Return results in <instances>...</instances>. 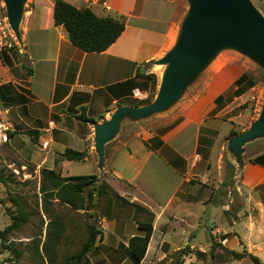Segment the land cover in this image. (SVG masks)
I'll return each instance as SVG.
<instances>
[{
    "label": "crops",
    "instance_id": "0c3cea01",
    "mask_svg": "<svg viewBox=\"0 0 264 264\" xmlns=\"http://www.w3.org/2000/svg\"><path fill=\"white\" fill-rule=\"evenodd\" d=\"M64 1L90 8L100 18H123L125 29L105 52L86 53L55 25V0H32L21 27L19 64L11 53L13 66L0 62V87H6L0 91V109L17 114L8 124L17 135L8 144L20 169L31 171L25 177L34 179L35 192L43 170L72 177L76 162L98 169L96 176L120 201L107 199L109 210L96 222L102 239L88 255L92 264H252L250 256L264 264V141L245 147L240 169L227 148L236 121L221 119L235 102L256 95L257 83L247 70L227 63L210 75L179 117L122 128L106 146L101 172L92 124H101L121 106H144L133 103L134 92L147 94L154 62L173 47L188 5L186 0ZM244 76L243 94L236 96ZM82 115L90 121L79 119ZM19 137L41 152L28 147L26 154L15 143ZM68 149L87 157L56 164ZM136 207L154 215L139 263L129 243L148 216ZM223 250L243 257L222 258Z\"/></svg>",
    "mask_w": 264,
    "mask_h": 264
},
{
    "label": "rangeland",
    "instance_id": "374dc122",
    "mask_svg": "<svg viewBox=\"0 0 264 264\" xmlns=\"http://www.w3.org/2000/svg\"><path fill=\"white\" fill-rule=\"evenodd\" d=\"M69 1L76 2L77 0ZM251 2L254 7L264 15V0H251ZM75 4H77V2ZM31 5L32 0H28L25 6V10H29ZM25 16L26 15H24V17ZM5 19V5L3 1L0 0V21H3ZM18 48L20 49V47ZM12 50L7 51L12 52ZM2 51H0V53ZM20 57L17 58L16 56H14L16 64H19L18 59ZM215 61L216 62L213 65L211 64L202 74H200V76L193 83L188 85L180 100L172 108H170L165 113L155 115L151 119H164L163 117H179L182 111H184V108L190 103V101L200 93V91L204 87V84L208 81V78L212 73L215 72V70L219 69L220 67H225L227 63H234L240 66L243 70H247L253 80L257 83V96L251 95L249 98L238 100L231 107L232 111L227 114H223L221 119H235L234 121L236 122L233 123L232 133L246 131L250 127V125L259 118L263 108L264 71L252 60L243 57L233 51L222 52ZM11 66H13V64ZM163 71V66H157L155 68L154 74L150 75V79L148 80L149 89L147 91V94L143 95V93V96L138 95V97L133 96V103H147L152 99L154 94L156 98ZM226 96L228 97V99H230V95L228 96L227 94ZM232 102H234V98H231L229 104H232ZM16 115V112L13 110L11 111V113L7 114L0 109V116L3 120V124L0 125L1 134H5L7 137V131L11 129L8 124L12 121V119L15 118ZM130 125L132 124H128L127 122L123 123V126L125 128ZM263 141L264 140L262 139L255 141L251 144H248L246 147L253 149V147L260 145L259 143ZM15 143L25 148L26 154H29V152H31L28 147H32V151L34 152H41V149L39 150L34 146H31L29 141L23 137L16 138ZM19 165L20 162L15 153L10 148L8 139L7 141H4L1 137L0 175H3L5 179H8L9 182L7 186H3L0 184V231H3L11 223L10 218L6 215V211L8 209L16 211L17 208H20L22 211L27 212L30 216L29 223L22 227L20 232L9 237V240L11 242H14L16 249L23 252V256L17 264H74L73 259L81 251L83 244L88 239V227L91 225L95 226L99 217L108 212L109 209H105V202L107 201V199H110L112 201L117 200L118 202L120 201V199L114 192L109 191L108 195H105L100 199L96 198L94 204L96 206L95 209H93L92 206H88V210L73 211L68 206L61 205L55 201L47 205L46 211L42 207V194L40 192H35L37 187L34 179L25 177V174H30L31 171H23L22 169H20ZM70 173L73 176H84L98 175L99 171L91 164H81L76 162L73 163L72 168L70 169ZM109 174H104V176L108 178ZM122 206L124 208L125 205L122 204ZM119 212L123 213L124 209ZM55 216H59L63 219L66 231L62 240L57 246L54 256L55 260L52 263L50 262L47 254L43 252L42 249L47 239L48 226L53 221ZM39 242L41 243L40 254L36 249V245ZM222 258L227 259V255L223 254ZM13 261L14 256L12 253L4 252V254L0 256V264H14Z\"/></svg>",
    "mask_w": 264,
    "mask_h": 264
},
{
    "label": "water",
    "instance_id": "95a60500",
    "mask_svg": "<svg viewBox=\"0 0 264 264\" xmlns=\"http://www.w3.org/2000/svg\"><path fill=\"white\" fill-rule=\"evenodd\" d=\"M6 19L19 47L23 49L22 23L28 0H2ZM188 9L173 47L155 66H163L157 96L141 107L121 106L101 124L93 123L94 148L98 168L105 167L106 146L124 127L165 113L224 51H233L255 62L264 71V15L251 0H186ZM3 124L0 116V125ZM264 139V104L250 127L231 137L228 151L238 167H243L245 147Z\"/></svg>",
    "mask_w": 264,
    "mask_h": 264
},
{
    "label": "trees",
    "instance_id": "16d2710c",
    "mask_svg": "<svg viewBox=\"0 0 264 264\" xmlns=\"http://www.w3.org/2000/svg\"><path fill=\"white\" fill-rule=\"evenodd\" d=\"M54 5L55 25L64 27L73 46L86 53L105 52L124 32L125 22L123 18H100L90 8L78 9L64 0H55ZM12 52L8 53L6 50L2 51L0 54V62L4 65L11 66L12 58L9 54L11 53L17 58L21 56L18 47H15ZM246 77L247 76L242 77L237 82L239 88L235 92L236 96H241L243 94L240 86ZM148 79H150V76H148ZM250 85H254V81L251 82ZM3 88L6 87H0V91ZM154 98L155 94L149 102L142 103L141 105L150 104ZM79 119L84 122L90 121L85 115L80 116ZM235 134L237 133L234 132L231 136ZM16 135V131H7L8 140ZM86 157L87 153L68 149L60 155L56 164L59 160L69 162L83 161ZM19 167L21 168L22 166L19 165ZM28 170H31L30 167H28ZM8 182V179L0 175L1 185L7 186ZM109 191L110 187L107 183L100 181L96 175L62 177L56 171H41L40 193L43 196L42 207L46 211L47 205L55 201L61 205L68 206L73 211L88 210V206H92V208L95 209L96 206L94 204L96 198L100 199L108 195ZM136 209L138 213H145L148 216L147 221L138 223L140 235L133 237L129 243L131 257L136 263H139L146 255L148 244L152 236L154 215L142 208L136 207ZM6 215L10 218L11 223L3 231H0V255H3L4 252L12 253L14 256L13 263L17 264L22 258L23 252L16 249L14 242H11L9 237L20 232L22 227L29 223L30 216L20 208H17L16 211L8 209ZM65 231L63 219L59 216H55L48 226L47 239L42 249L52 263L55 260L54 256L57 246L62 240ZM88 233L89 236L87 241L83 244L81 251L73 259L74 264H92L88 255L97 241L102 239V235L93 225L88 227ZM40 245V242L36 245L39 254L41 251ZM223 254L233 259L243 257L242 255H237L227 250H223ZM250 259L252 264H261L256 257L250 256Z\"/></svg>",
    "mask_w": 264,
    "mask_h": 264
},
{
    "label": "built area",
    "instance_id": "2783aa9c",
    "mask_svg": "<svg viewBox=\"0 0 264 264\" xmlns=\"http://www.w3.org/2000/svg\"><path fill=\"white\" fill-rule=\"evenodd\" d=\"M19 47L16 41L14 34L12 33L10 26L7 20L0 21V51L2 50H12L15 47ZM135 97H138L136 92H134ZM3 138L4 141H7L5 134L0 133V138Z\"/></svg>",
    "mask_w": 264,
    "mask_h": 264
},
{
    "label": "bare ground",
    "instance_id": "6f19581e",
    "mask_svg": "<svg viewBox=\"0 0 264 264\" xmlns=\"http://www.w3.org/2000/svg\"><path fill=\"white\" fill-rule=\"evenodd\" d=\"M137 93V92H136ZM138 95V94H137ZM142 95V94H141ZM141 95H139V96H141ZM143 96V95H142Z\"/></svg>",
    "mask_w": 264,
    "mask_h": 264
}]
</instances>
